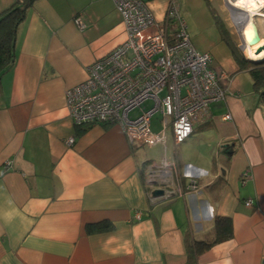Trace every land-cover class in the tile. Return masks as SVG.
<instances>
[{
    "label": "crops",
    "instance_id": "obj_1",
    "mask_svg": "<svg viewBox=\"0 0 264 264\" xmlns=\"http://www.w3.org/2000/svg\"><path fill=\"white\" fill-rule=\"evenodd\" d=\"M145 1L163 16L167 0ZM211 1L178 0L180 13L194 17L205 2L241 50ZM15 2L0 0V13ZM220 36L190 39L226 72L224 99L184 141L175 143L168 126L164 144L145 146L116 123L75 126L65 104V90L125 38L114 0L32 3L0 74V264H264V103ZM150 126L161 129L159 115ZM162 159L197 187L152 198L144 168ZM216 217L230 220L231 236L196 252ZM104 222L109 229H97Z\"/></svg>",
    "mask_w": 264,
    "mask_h": 264
},
{
    "label": "built area",
    "instance_id": "obj_2",
    "mask_svg": "<svg viewBox=\"0 0 264 264\" xmlns=\"http://www.w3.org/2000/svg\"><path fill=\"white\" fill-rule=\"evenodd\" d=\"M125 32L122 42L88 66L85 80L65 90V104L75 126L119 124L129 140L145 146L164 144L170 126L175 143L190 136L195 124L207 117L210 103L225 97L221 81L226 72L211 68V55L196 50L178 0H167L164 14L156 18L145 0H114ZM78 28L85 24L75 20ZM158 113L161 129L151 120ZM223 119H230L227 113ZM73 136L66 138L71 145ZM8 161L4 166L7 167ZM245 170L242 177H249ZM150 196L174 197L197 187L184 185L173 160L162 159L144 168ZM251 200H245L249 206ZM140 218V212L135 213Z\"/></svg>",
    "mask_w": 264,
    "mask_h": 264
},
{
    "label": "trees",
    "instance_id": "obj_3",
    "mask_svg": "<svg viewBox=\"0 0 264 264\" xmlns=\"http://www.w3.org/2000/svg\"><path fill=\"white\" fill-rule=\"evenodd\" d=\"M35 0H16L10 7L0 13V74L8 69L15 57L16 38L18 28L25 19L27 9ZM216 24L219 29L221 38L229 47L233 58L240 67H248L252 77L253 88L258 92V98L264 103V61H254L246 58L237 44L232 40L224 24L217 18ZM94 225L87 226L90 230ZM97 229H109L107 222L97 224ZM232 234V225L229 219L216 217L213 226L207 232L205 240L195 241L194 247L196 252H200L213 243L227 239Z\"/></svg>",
    "mask_w": 264,
    "mask_h": 264
},
{
    "label": "rangeland",
    "instance_id": "obj_4",
    "mask_svg": "<svg viewBox=\"0 0 264 264\" xmlns=\"http://www.w3.org/2000/svg\"><path fill=\"white\" fill-rule=\"evenodd\" d=\"M222 2L225 6L224 10H222L218 7L216 0L211 1L210 6L214 9V11H215L214 13L217 14V16L224 23L227 24L229 29L232 30L233 37H234L235 41L241 47L243 55L246 57V55H245L246 48L248 46L253 47L259 42L260 39H264V5H259L258 8L253 9L249 13L250 15H248V18H247V15L245 17V14H247V13H245L246 12L245 11L244 12L245 14H244L242 21L239 22V20H241L239 17V13L243 14V10L236 7V6H233V4H235L236 0H222ZM183 10H184V8H183ZM186 11H187L186 15L183 13H180V14L182 15V17L186 21L187 30H188L190 38H192V36H195L199 39H202L204 42H206V41L207 42L208 41L209 42L217 41L218 43H220V41H219L220 34L218 31V28L215 24V20L211 14L209 8L206 6L205 2L200 7L196 8L197 13L195 14L194 17H192V16L190 17L189 16L190 14L188 15L187 9H186ZM198 14L200 15V17H203L200 25H197V21H196V17ZM244 20H246V21L243 25ZM250 22L254 26H256L257 32L260 35L258 41L251 42V40L250 41L245 40V38H247V36H248V31L250 30ZM239 26H243V28L240 29ZM243 36L245 38H243ZM243 39L245 40L244 43H243ZM224 44L227 46L225 41H224ZM221 45L225 46V45H223V43H221ZM246 58H248V57H246ZM158 115L159 114L156 113L154 116L158 117Z\"/></svg>",
    "mask_w": 264,
    "mask_h": 264
},
{
    "label": "bare ground",
    "instance_id": "obj_5",
    "mask_svg": "<svg viewBox=\"0 0 264 264\" xmlns=\"http://www.w3.org/2000/svg\"><path fill=\"white\" fill-rule=\"evenodd\" d=\"M259 5H264V0H236L235 4H233V6H236V7L243 10V14L239 13V17L241 19V20H239V22L242 21L245 13H247V14H245V17L247 15V18H248V15H250L249 13L253 9L258 8ZM245 21L246 20L243 21V25H244ZM239 28L241 29V28H243V26H239ZM255 35H256V27L250 22V30L248 31L249 37L247 36V38H245L243 36V38H245V40H248V41L251 40V42H252V39L255 37ZM245 40L243 39V43ZM258 40H256V41H258ZM261 45H264V40H259V42L253 47L248 46L246 48V51H245L246 57H248L250 59H254V60L264 58V49L257 51V48H259V46H261Z\"/></svg>",
    "mask_w": 264,
    "mask_h": 264
},
{
    "label": "water",
    "instance_id": "obj_6",
    "mask_svg": "<svg viewBox=\"0 0 264 264\" xmlns=\"http://www.w3.org/2000/svg\"><path fill=\"white\" fill-rule=\"evenodd\" d=\"M239 10H240V9H239ZM258 39H259V35H258L257 31H256V35H255V37L252 39V42H255V41L258 40ZM261 49H264V45L259 46V48H257V51H260ZM249 59H250V58H249ZM251 60H254V59H251ZM254 61H257V62L264 61V58H262V59H258V60H254ZM163 193H164L163 189H161V188H156V189L153 190L152 195H153L154 197H158V196H161Z\"/></svg>",
    "mask_w": 264,
    "mask_h": 264
}]
</instances>
